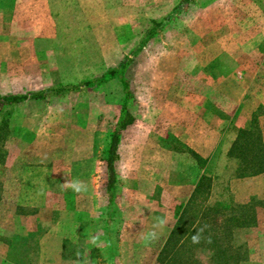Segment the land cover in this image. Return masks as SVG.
<instances>
[{
    "label": "crops",
    "instance_id": "0c3cea01",
    "mask_svg": "<svg viewBox=\"0 0 264 264\" xmlns=\"http://www.w3.org/2000/svg\"><path fill=\"white\" fill-rule=\"evenodd\" d=\"M63 1L0 0V19L13 26L2 36L6 22L0 20V72L13 73L12 87L5 86L3 78L0 97L44 94L0 106V264H175L171 250L186 245L193 264L202 262L198 249L204 250V264H264V83L255 80L258 76L244 80L246 72H262L255 63L246 69L244 58L263 54L243 45L229 49V38L220 34L219 51L210 54L220 59L205 61L211 74L203 80L192 71L189 79L194 81L187 83L174 81L173 72L166 80L149 81L152 69L136 73L139 82L132 84L129 63L121 76L92 91L50 96L49 91L106 73L101 74L100 67L82 68L80 81L62 82H69L68 71L54 67L51 59L58 36L37 24L49 25L52 7ZM251 2L264 9V0L241 4ZM156 35L144 45L145 38L141 41L132 64L145 57V46ZM26 71L29 77L17 78V72ZM54 71L62 80L57 88ZM92 71L98 75L84 77ZM97 93L108 97L100 96L95 105L97 120L109 126L103 161L94 156L101 149L96 139L101 128L88 150L80 152L86 154L76 160L53 161L46 149L40 160L36 137L47 136L48 127L33 128L29 123L48 122L52 116L1 114L7 108H42L52 99L80 94L90 99ZM116 104L115 112L102 111ZM94 114L86 113L82 120H93ZM126 116L132 122L121 128ZM24 128L26 139L20 140L15 132ZM132 231L155 235V244L130 241L127 234ZM213 232L227 234L226 242L198 240L200 234Z\"/></svg>",
    "mask_w": 264,
    "mask_h": 264
},
{
    "label": "rangeland",
    "instance_id": "374dc122",
    "mask_svg": "<svg viewBox=\"0 0 264 264\" xmlns=\"http://www.w3.org/2000/svg\"><path fill=\"white\" fill-rule=\"evenodd\" d=\"M241 1L64 0L60 4L61 6L58 4V7H52L53 19L49 25L37 24L38 28H48V31L52 28V32L57 34L58 39L53 43V49L55 50H53L54 55L51 59L54 67L61 66V68L68 71L70 78L69 82L62 81L59 74L54 71L53 86L57 88L60 81L67 84L80 81L82 79V74L80 73L82 68L92 70L100 67L101 74H103L109 70L118 69L126 60L131 61L128 78L132 84L134 81L139 82L136 73L141 74L139 73L141 71L145 74L147 72L152 73V69L155 73H152L149 81H160L163 77L166 80L170 77V73L173 72L174 81L187 83L191 80L194 81V78L189 79V76L194 75V71H197L200 80H203L208 72L211 74L209 68L207 70L204 68L205 61L220 59L218 57H210V54L213 53L212 55H215L219 51L216 48L221 44L220 34H226L229 38L227 42L229 43V49L241 48L243 45L246 49H258L263 54L258 57L247 56L244 58L246 69H248V65L252 66L255 63L254 66L256 67L258 64V67L261 66L262 71L261 73L246 72L244 75L245 82H249V80H253L254 77L258 76L255 80L263 84L264 9L253 7L252 2L248 5L245 3L242 5ZM40 14L44 15L45 12L42 10ZM28 21L31 20L28 19ZM4 22H6V28L1 31L2 36L6 35L5 32L13 31L10 21L4 20ZM153 22L165 24L157 28V35L149 42V46H145L147 49L145 57L139 56L132 64L135 57L133 52L139 48L148 31L155 27ZM24 28L25 26L22 25L21 33H24L22 32ZM27 28H29L28 24H26L24 31ZM2 47L3 42L0 41V50ZM173 51L176 52L175 56H173ZM195 54H197V58ZM5 58L8 59L9 57ZM19 59L24 60L26 58H17L16 60ZM230 59L234 60V57H230ZM0 61H3L1 56ZM96 73L98 72L92 71L83 74L84 77H92L97 76L98 74ZM24 74L27 77L30 76L27 71L17 72V78H22L20 76ZM12 77V72H0V84L4 78L6 80L5 86L9 84L12 87ZM197 80L200 81L198 78ZM77 85L81 84L75 83L74 85L66 86ZM56 90H60V88ZM116 90L120 94L119 83ZM99 93L92 95L93 97H90V99H88L87 95L82 94L52 99L42 108H7L4 110L5 113L1 114H29L32 112L42 113L43 115L49 113L52 116V119L48 122L35 121L29 123L33 128H44L45 124L48 127L47 136L36 137L37 155L40 160L44 159V149L48 151L47 155L53 161L71 162L76 160L81 154H84L80 153L84 152V148L87 149V147L92 145L94 136L100 132L99 128H101L102 131L96 138L101 143L99 145L101 149L94 156L96 159L103 161L107 158L106 151L103 148L108 144L106 134L109 126L108 121L97 120L95 105L101 96V94L100 96L98 95ZM105 96L101 97L104 98ZM104 99L106 100L108 97ZM116 106L117 104L114 108L112 105L102 107V111L108 112L111 109L112 112H115ZM93 112L95 113V120H82L84 114ZM118 112L119 107L117 108V114ZM59 116L63 117V121L57 120ZM6 122L4 123L6 124ZM83 129L86 133L82 132ZM25 130L26 128L15 132L19 135L18 139H26L23 133ZM40 132L44 131H38V133ZM18 139L15 141L16 143L19 141ZM15 142L8 143L11 146ZM211 234L205 236L200 234L198 240L212 242L213 245L220 244L222 241L226 242L227 240V234L225 233L213 232L212 236ZM151 235L149 232L138 234L132 231L127 234V238L130 241L132 239L134 241L153 242V245L156 242L153 238L155 235ZM116 237L119 240V233ZM174 241H178V237L173 239ZM188 246L171 250L170 257L175 258V264L194 263ZM153 250V247L149 249V257L152 256ZM137 251L139 255L146 254L144 250L143 252ZM203 251V249L197 250V255H200L199 258L202 260L200 264H204L203 262L206 258ZM173 252L175 253L173 254Z\"/></svg>",
    "mask_w": 264,
    "mask_h": 264
},
{
    "label": "trees",
    "instance_id": "16d2710c",
    "mask_svg": "<svg viewBox=\"0 0 264 264\" xmlns=\"http://www.w3.org/2000/svg\"><path fill=\"white\" fill-rule=\"evenodd\" d=\"M193 0H186V2H192ZM165 23H161V24H154L155 27L151 30L148 31L145 39L142 42V45H144L155 33H157L158 31V27H162L164 26ZM142 46H140L135 52L134 54H136ZM130 63V60H126V62H124L123 64L120 65V67L118 69H112L109 70L108 72H106L101 78L95 79L93 81L90 82H86L83 83L81 85H77V86H71V87H67V88H62L60 90H52L47 92L48 95L50 96H61V95H65L68 93H76V92H80L83 90H87V91H92L93 89L97 88L102 82H105L109 79H112L116 76H121L122 72L124 71V69L128 66V64ZM127 96H129L128 93H126ZM44 94H28V95H20V96H4V97H0V106L3 105H10V104H17V103H22L24 101H28V100H34V99H41L43 98ZM132 122V119H130L129 117H122L121 121H120V127L123 128L126 125L130 124ZM117 138L114 137V141L115 142ZM113 153V151H112ZM111 156V154H110ZM113 160V157H110ZM174 234V233H173ZM172 234V235H173Z\"/></svg>",
    "mask_w": 264,
    "mask_h": 264
}]
</instances>
